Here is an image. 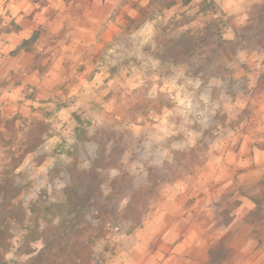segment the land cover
<instances>
[{"label": "rangeland", "instance_id": "374dc122", "mask_svg": "<svg viewBox=\"0 0 264 264\" xmlns=\"http://www.w3.org/2000/svg\"><path fill=\"white\" fill-rule=\"evenodd\" d=\"M97 1L99 8L90 6L89 12L98 19L83 24L97 32L86 34L85 43L94 49L89 65L63 60L62 69H74V75L54 74L50 84L42 76L59 59L60 46L75 39L64 35L65 27L49 38L42 31L33 53L5 49L12 41L7 29L18 23L7 1L0 0V179L12 157L38 133L36 122L46 124L42 143L15 169L21 190L12 204H22L30 214L32 202L65 199L72 181L69 167H88L95 156L97 142L90 136L101 128L122 129L119 160L135 186L151 182L150 167L168 174L148 199L139 224L131 219L109 223L93 245L91 264L111 259L115 237L142 225L162 195L178 189L206 195L188 203L207 208L203 241L211 242L205 253L212 264L235 261L242 253L230 243L264 241V48L248 21L250 10L263 0ZM188 34L207 41L182 61L165 58V44ZM83 40L75 41L82 42L80 48ZM17 64L24 67L13 69ZM33 72L40 78L32 82L27 78ZM118 172L112 168L110 178ZM250 196H258L261 205L255 207ZM239 208L248 228L222 229ZM9 230L5 257L15 264L33 252L22 241L21 222H12ZM41 246L40 240L31 242L35 251Z\"/></svg>", "mask_w": 264, "mask_h": 264}, {"label": "trees", "instance_id": "16d2710c", "mask_svg": "<svg viewBox=\"0 0 264 264\" xmlns=\"http://www.w3.org/2000/svg\"><path fill=\"white\" fill-rule=\"evenodd\" d=\"M211 5H214V1ZM248 21L255 27L258 41L264 48V0L250 10ZM42 31L41 27L34 28L28 37L20 40L15 51H33ZM204 41H207L206 37L197 38L193 34L173 39L170 44H165L164 57L182 61ZM262 74L264 77V72ZM36 126L38 133L20 155L12 157L0 179V264H8L5 252L10 247L9 226L17 221L26 229L22 241L33 254L15 264H91L93 245L106 234L109 223L131 219L134 225L139 224L148 199L168 173L162 172L161 168L150 167L151 182L144 187L135 186L132 175L122 168L119 160L120 152L124 149V144L121 145L123 130L101 128L90 136L97 142L92 163L81 169L75 163L69 167L72 181L66 187L65 199L49 203L32 202L28 214L22 204L15 206L12 200L21 190L16 182L15 169L25 154L43 141L42 133L46 130V124L37 121ZM112 168H118L119 172L110 178ZM107 181L109 191L104 193L102 186ZM250 199L255 207L261 205L258 196H250ZM92 210L95 212L89 219L87 212ZM38 240L42 246L35 251L31 248V242Z\"/></svg>", "mask_w": 264, "mask_h": 264}, {"label": "crops", "instance_id": "0c3cea01", "mask_svg": "<svg viewBox=\"0 0 264 264\" xmlns=\"http://www.w3.org/2000/svg\"><path fill=\"white\" fill-rule=\"evenodd\" d=\"M5 1H7V10L9 9L10 13L16 15L15 21L18 23L15 29H7V37H11L12 41L6 43L5 49H14L22 38L28 37L33 29L38 27L42 28L44 38H49L67 27L64 35L70 34L75 39L60 46L59 59L42 76L47 82L55 83L54 74L58 76L60 73H66L71 77L74 75V69L68 73L62 69L61 61L63 60H70L72 66L78 62H85L89 65L94 49L89 43H85L86 34L97 32L83 24L89 22L90 17L98 19V14L93 16L89 12L90 6L99 8L97 0ZM77 38L84 39L83 47L80 48L78 45L82 42H75ZM49 47L50 45L46 49ZM26 53H33V51L23 50L21 52V54ZM17 67H24V65L12 66L13 69ZM50 74L53 75L50 76ZM76 75L78 76L79 73ZM39 78V75L33 72L28 75L27 79L33 82ZM7 95L4 94V97H8ZM65 106L62 103L59 112L64 119L67 117ZM162 196L163 201L156 209L148 212L142 225L133 229L129 234L115 237L117 241L115 253L103 264H212L211 255L205 253V248L207 247L208 251L211 242L206 244L207 241H203V232L208 227L206 224L207 208L204 203H193L194 205L188 203L189 200L202 201L205 199L204 192L195 189L193 191L178 189L172 192L167 191ZM241 211L242 208L235 210L234 219L222 225L221 228L225 230L229 227L247 229L249 223L244 218L245 213ZM212 213L215 214L216 210ZM229 245L242 254L235 261L224 260L222 264H264V241L258 242L253 239Z\"/></svg>", "mask_w": 264, "mask_h": 264}]
</instances>
